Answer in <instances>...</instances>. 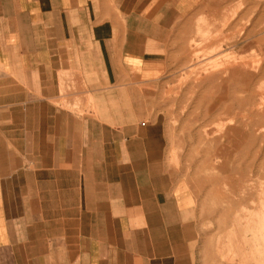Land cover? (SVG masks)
<instances>
[{"label":"crops","instance_id":"0c3cea01","mask_svg":"<svg viewBox=\"0 0 264 264\" xmlns=\"http://www.w3.org/2000/svg\"><path fill=\"white\" fill-rule=\"evenodd\" d=\"M200 1L0 0V264H228L157 110Z\"/></svg>","mask_w":264,"mask_h":264},{"label":"rangeland","instance_id":"374dc122","mask_svg":"<svg viewBox=\"0 0 264 264\" xmlns=\"http://www.w3.org/2000/svg\"><path fill=\"white\" fill-rule=\"evenodd\" d=\"M213 1L188 15L157 110L220 260L264 264V0Z\"/></svg>","mask_w":264,"mask_h":264},{"label":"bare ground","instance_id":"6f19581e","mask_svg":"<svg viewBox=\"0 0 264 264\" xmlns=\"http://www.w3.org/2000/svg\"><path fill=\"white\" fill-rule=\"evenodd\" d=\"M233 14H234V13H233ZM243 14H244V13H243ZM243 62H244V61H243ZM246 62H247V61H246ZM233 65H234V64H232L231 66H233ZM236 65H237V64H236ZM231 72H232V70H231ZM231 72H230V73H231ZM259 131H260V130H259ZM236 233H237V232H236ZM234 242H235V241H234ZM235 243H236V242H235ZM232 245H233V244H232ZM234 246H235V245H234ZM233 257H234V256H233Z\"/></svg>","mask_w":264,"mask_h":264}]
</instances>
